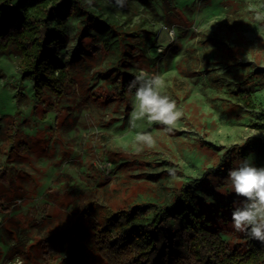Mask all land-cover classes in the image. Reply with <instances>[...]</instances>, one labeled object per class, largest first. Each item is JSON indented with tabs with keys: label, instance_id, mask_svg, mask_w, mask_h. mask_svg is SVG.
I'll return each mask as SVG.
<instances>
[{
	"label": "rangeland",
	"instance_id": "obj_1",
	"mask_svg": "<svg viewBox=\"0 0 264 264\" xmlns=\"http://www.w3.org/2000/svg\"><path fill=\"white\" fill-rule=\"evenodd\" d=\"M250 4L264 0H127L117 7L122 25L150 37L149 60L139 56L138 69L126 71L161 74L166 94L184 112L170 132L144 122L131 127L135 90L124 99L100 98L110 87L107 59L79 42L77 18L51 25L62 31L49 61L64 73L60 93L37 94L33 81L20 78L19 52L8 47L0 56V264L17 257L25 264H104L86 244L100 213L120 218L136 203L170 204L185 187L232 252L255 241L232 227L227 206L242 198L225 183L245 159L264 167V142L224 157L248 137L264 141L254 126L264 123V22L253 19ZM161 23L176 29L171 43L158 30ZM247 75L254 81L249 104L236 93ZM137 131L151 132L156 146L137 153ZM18 142L26 149L18 151ZM200 177L201 191L194 193L186 183ZM58 234L61 245L49 251L46 240ZM72 245L84 255L70 252Z\"/></svg>",
	"mask_w": 264,
	"mask_h": 264
},
{
	"label": "trees",
	"instance_id": "obj_2",
	"mask_svg": "<svg viewBox=\"0 0 264 264\" xmlns=\"http://www.w3.org/2000/svg\"><path fill=\"white\" fill-rule=\"evenodd\" d=\"M116 11L115 4L105 0H0V56L9 46H14L20 55V78L33 81L37 94L46 88L60 93L64 73L51 68L49 61L54 56L52 45L62 36V31L51 25L60 18L75 17L79 42L92 55L107 59L103 72L110 87L99 94L100 98L124 99L130 81L135 78L126 70L138 69L139 56L149 60L146 49L150 37L146 30L122 25ZM250 76L239 80L236 87V93L247 104L254 91ZM254 126L264 131V123ZM263 142L248 137L242 144L230 146L224 157ZM17 145L18 151L26 149L24 142ZM202 181L200 177L186 185L193 187L195 193L201 191ZM225 185L231 186V182L227 180ZM183 190L178 201L136 203L121 211L120 218L116 216L119 213H100L86 244L97 250L104 264H264V243L251 241L245 251L232 252L211 224L199 198L195 196L197 201L192 202V196L184 195ZM227 208L228 212L233 211L232 205ZM148 212H152V217H147ZM62 236L47 239L46 248L49 251L59 248ZM69 251L84 255L74 245Z\"/></svg>",
	"mask_w": 264,
	"mask_h": 264
},
{
	"label": "clouds",
	"instance_id": "obj_3",
	"mask_svg": "<svg viewBox=\"0 0 264 264\" xmlns=\"http://www.w3.org/2000/svg\"><path fill=\"white\" fill-rule=\"evenodd\" d=\"M118 8H124L127 0H114ZM249 11L253 19L264 22V4H250ZM158 30L171 43L176 38V29L161 23ZM163 51V48L158 49ZM165 78L155 72L141 69L128 85L129 92L134 89V108L131 113V127L136 128L141 122L159 124L165 131L175 129L184 116L182 108L175 100L166 94ZM255 134V130H253ZM156 146V139L148 131H137L134 136L133 147L137 153L145 148ZM228 179L236 196L241 197L240 203L234 204L231 214L232 227L235 231L245 233L252 239L264 243V167L254 166L249 160H243L238 167L231 169ZM13 264H25L21 257H17Z\"/></svg>",
	"mask_w": 264,
	"mask_h": 264
},
{
	"label": "built area",
	"instance_id": "obj_4",
	"mask_svg": "<svg viewBox=\"0 0 264 264\" xmlns=\"http://www.w3.org/2000/svg\"><path fill=\"white\" fill-rule=\"evenodd\" d=\"M20 203V201H17L15 204H19Z\"/></svg>",
	"mask_w": 264,
	"mask_h": 264
}]
</instances>
